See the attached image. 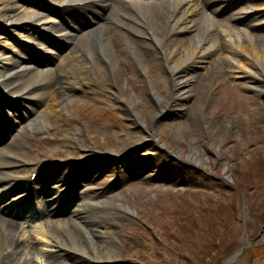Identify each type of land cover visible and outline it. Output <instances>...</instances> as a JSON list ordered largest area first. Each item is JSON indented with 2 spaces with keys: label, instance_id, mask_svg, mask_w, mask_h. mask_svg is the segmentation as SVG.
Wrapping results in <instances>:
<instances>
[{
  "label": "rangeland",
  "instance_id": "374dc122",
  "mask_svg": "<svg viewBox=\"0 0 264 264\" xmlns=\"http://www.w3.org/2000/svg\"><path fill=\"white\" fill-rule=\"evenodd\" d=\"M253 33L264 47V26ZM152 47H146V61L122 52L112 70H93L87 64L84 94L46 117L42 129L25 130L7 147L27 162L113 150L121 156L127 151L136 164L153 163L143 180L137 176L109 183L107 191L97 194L111 195L116 207V222L106 225L110 253L96 256L88 248L89 258L97 259L84 262L59 250L53 264H219L242 244V253L231 264H264V227L259 233L264 221V90L256 92L245 79L232 77L210 55L201 67L191 68L187 98L169 115L163 110L170 92L168 75ZM150 90L161 98L158 102ZM191 146L203 158L197 166L211 174L169 166L165 153L175 147L179 158L193 161ZM167 168L172 169L170 181L157 176ZM235 182L243 185L244 197ZM243 203L248 211L245 227ZM230 205L236 213L232 217ZM59 214L54 218L68 215ZM78 243L84 245L82 238ZM25 246L20 245L16 257L3 252L0 264L39 262L38 250Z\"/></svg>",
  "mask_w": 264,
  "mask_h": 264
},
{
  "label": "bare ground",
  "instance_id": "6f19581e",
  "mask_svg": "<svg viewBox=\"0 0 264 264\" xmlns=\"http://www.w3.org/2000/svg\"><path fill=\"white\" fill-rule=\"evenodd\" d=\"M54 1L70 3V6L56 15L55 12L42 9L39 3L35 8H30L36 5L31 0L28 3L25 0H0V19L11 24L10 31L14 30L21 35L15 34L16 37L30 39L33 38L32 34L47 33L54 42L74 40L70 47L72 49H67L56 68V82L50 72L31 70L29 65L23 63L13 42H0V90L8 93L11 104H15V107H28V113L31 114L28 127L31 130H40L46 124V117L56 115L65 104L83 93L88 83L83 73L87 64L97 69L114 68L118 57L126 50H132L133 55L146 61V55L149 54L146 47L153 44L158 49L157 61L163 63L173 77L170 97L176 102L175 105H181L187 97L186 88L193 80L189 75L191 68L201 67L210 55H214L232 77L245 79L256 92L264 90V47L257 43L259 35L253 33L263 25L261 21L256 22L260 17L257 9L242 6L223 22L216 20L215 13L220 7L232 3L218 6L217 0L210 8L213 0H131L134 13L126 9H110L115 13L108 12L105 16L102 14L100 20L103 21L97 26L75 35L71 29L74 26L72 18L77 19L75 14H89V11L98 13V7L91 4L71 6V2L82 0ZM107 1L109 0H97L103 8L108 5ZM114 2L112 0L110 7ZM93 19V22L97 20ZM245 21V25L240 26ZM60 23H64L68 30ZM4 47L7 50H3ZM151 55L153 57L154 53ZM150 94L155 100H160L155 91L151 90ZM12 113V118L17 119V112ZM173 151L179 153L180 149L175 147ZM191 151V155L195 156L194 161L202 163L203 158L193 146ZM3 152L0 151L1 154ZM1 154L0 192L8 187V179L16 174L15 166L19 163L11 154L3 153L2 157ZM98 157L97 153L90 151L84 157L82 165L100 160ZM105 157H110V154L106 153ZM70 174L71 171L68 176ZM76 177L79 178V174ZM59 199L60 195L52 196L49 201L52 208L48 209L50 213L59 205L56 203ZM81 200L68 210L73 218L53 220L49 228L39 223L20 228L16 222L0 217V252L9 246L17 249L20 243L26 244V247L31 243L28 251L36 247L41 254L40 262L35 264H53L57 261L54 252L58 249L76 260H83L85 255L88 256V248L96 256L109 254L111 246L106 224L114 220L113 213L110 212L111 199L106 197L94 201L88 197L87 202ZM19 204L21 205V201ZM101 205L106 209H100ZM48 216L50 217L48 212L42 213L38 219L46 217L45 220L48 221ZM61 232L64 236H60ZM79 238H82L84 245H79ZM7 253L10 255L11 251L7 250ZM12 253L13 257L17 256L15 251Z\"/></svg>",
  "mask_w": 264,
  "mask_h": 264
}]
</instances>
